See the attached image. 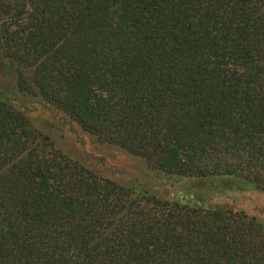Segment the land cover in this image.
<instances>
[{
    "label": "trees",
    "instance_id": "obj_1",
    "mask_svg": "<svg viewBox=\"0 0 264 264\" xmlns=\"http://www.w3.org/2000/svg\"><path fill=\"white\" fill-rule=\"evenodd\" d=\"M0 72L147 172L99 176L0 88V264H264L258 217L152 189L264 192V0H0Z\"/></svg>",
    "mask_w": 264,
    "mask_h": 264
},
{
    "label": "rangeland",
    "instance_id": "obj_2",
    "mask_svg": "<svg viewBox=\"0 0 264 264\" xmlns=\"http://www.w3.org/2000/svg\"><path fill=\"white\" fill-rule=\"evenodd\" d=\"M0 88L7 96L16 100V108L23 110L35 127L49 135L56 146L72 160L121 185L135 184L138 181L146 183L147 172L142 159L98 142L63 114L53 113L42 101L22 97L16 90L12 76L6 77L0 72ZM220 180H186L181 183L158 180L152 184V189L166 198L184 200L191 205L227 206L244 210L264 222V192L239 179ZM184 186L190 191L184 193Z\"/></svg>",
    "mask_w": 264,
    "mask_h": 264
}]
</instances>
